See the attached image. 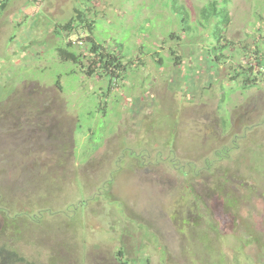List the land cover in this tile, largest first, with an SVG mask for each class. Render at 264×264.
Here are the masks:
<instances>
[{"label":"rangeland","instance_id":"1","mask_svg":"<svg viewBox=\"0 0 264 264\" xmlns=\"http://www.w3.org/2000/svg\"><path fill=\"white\" fill-rule=\"evenodd\" d=\"M213 1L179 0L189 35L171 0L0 11V204L17 218L0 264H264V0H228L220 44ZM77 10L124 79L82 68L86 32L70 37L84 60L62 62Z\"/></svg>","mask_w":264,"mask_h":264},{"label":"trees","instance_id":"2","mask_svg":"<svg viewBox=\"0 0 264 264\" xmlns=\"http://www.w3.org/2000/svg\"><path fill=\"white\" fill-rule=\"evenodd\" d=\"M10 1L11 0H0V11L1 12L7 9ZM171 2H172V9L175 11V14H178L181 17V25L183 26L182 31L185 32L187 35H189L192 32V29H190V26H189L190 19H189L188 11H186L185 7L181 5L179 0H171ZM223 3H224V6L221 7V4L217 0L210 2L208 5H206L202 9V12H201V21L210 22L213 19L218 20L217 24L215 25L212 37L219 44L222 42L223 39H225L223 38L221 40V38L223 37V32L230 21L229 20V10L227 8L228 0H224ZM95 24H96V21L90 19L88 14L86 15L84 12L77 10L76 15L72 17V19H70L67 23L61 25L59 28V31H57L56 34L58 36L65 34L66 37L70 38L71 36H74V35L81 37L82 34H85V32L88 33L89 36H86L85 40L89 42V49H90L89 51L92 54V57H90V60H88L89 65L85 67L86 64H83L82 68L84 70L85 68H88L89 70L87 72L89 73L87 74L91 77L94 76L95 74H99L100 76H102V78L109 77L111 80L113 78L117 81L124 79L125 78L124 76L126 73L125 72L126 67L125 66L123 67V60L125 57L116 56L115 53L114 54L108 53V52L104 53L106 49L99 46L92 37L96 30ZM172 36L171 38H173ZM178 39L180 38L178 37ZM74 45L75 44L71 41V38H70V41L66 46L63 43L62 46H58L56 48V51L60 59L62 60V62H71L77 65L79 61L84 60L85 57L78 55L77 52L74 50ZM225 47H227L226 44L224 45V48ZM209 48H210L209 51H212V52H216L219 49L217 45H213ZM243 50L245 51L246 49L244 48ZM256 50L261 52V49H258V47ZM247 53L248 51L246 52V54ZM208 54L212 55V53H208ZM246 56L247 55H245V57ZM155 57H159V64H161V61L163 60V58L158 53L155 54ZM260 57L263 58L262 55H260ZM259 64L264 65L263 59H262V62H260ZM250 69L252 71V67ZM241 70H244V68L242 67ZM238 75L239 77L241 76L245 77L243 81L244 88H247V87L250 88L256 84L257 79H252L251 76H247L246 73L244 74L238 73ZM60 80H61V77L58 79V82ZM110 89H112V87L109 88L107 92H109ZM88 130H89V133H93L92 129L89 128ZM95 138H96L95 136L89 135L88 143H91V144L94 143ZM100 147L101 145H97L94 148L95 150H97ZM3 205L4 204L2 203L0 204V227L3 223H5L8 230H10L13 224L9 222L11 221V219L15 221L17 218L14 217V210L12 212V216H13L12 217L11 215H9L6 209L2 208ZM149 262L150 261L148 259V263ZM122 264H126V263H122Z\"/></svg>","mask_w":264,"mask_h":264},{"label":"clouds","instance_id":"3","mask_svg":"<svg viewBox=\"0 0 264 264\" xmlns=\"http://www.w3.org/2000/svg\"><path fill=\"white\" fill-rule=\"evenodd\" d=\"M122 264V263H121Z\"/></svg>","mask_w":264,"mask_h":264}]
</instances>
